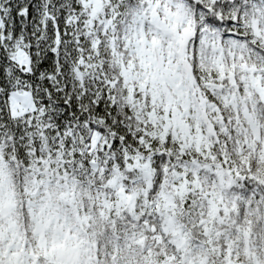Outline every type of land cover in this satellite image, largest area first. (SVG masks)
<instances>
[{"label": "snow or ice", "instance_id": "6c2138e0", "mask_svg": "<svg viewBox=\"0 0 264 264\" xmlns=\"http://www.w3.org/2000/svg\"><path fill=\"white\" fill-rule=\"evenodd\" d=\"M0 264H264V0H0Z\"/></svg>", "mask_w": 264, "mask_h": 264}]
</instances>
